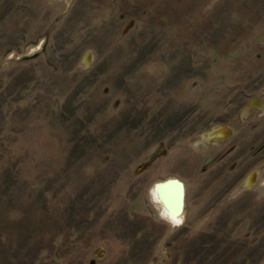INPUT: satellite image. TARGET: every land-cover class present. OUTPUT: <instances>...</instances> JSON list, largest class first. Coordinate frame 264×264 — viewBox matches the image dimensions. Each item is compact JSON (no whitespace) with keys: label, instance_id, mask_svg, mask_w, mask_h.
I'll use <instances>...</instances> for the list:
<instances>
[{"label":"rangeland","instance_id":"374dc122","mask_svg":"<svg viewBox=\"0 0 264 264\" xmlns=\"http://www.w3.org/2000/svg\"><path fill=\"white\" fill-rule=\"evenodd\" d=\"M0 264H264V0H0Z\"/></svg>","mask_w":264,"mask_h":264},{"label":"bare ground","instance_id":"6f19581e","mask_svg":"<svg viewBox=\"0 0 264 264\" xmlns=\"http://www.w3.org/2000/svg\"><path fill=\"white\" fill-rule=\"evenodd\" d=\"M176 181L180 182L179 180ZM176 181H174V179L169 180V183H166L165 185L160 187L159 186L157 187L155 185L156 187H154L152 193L155 199L162 204L164 211L163 215L177 223L179 222V218L178 219L175 218L180 213L179 204L181 197L179 195V189ZM181 185H182V191L184 197L183 184L181 183ZM182 205H183V198H182Z\"/></svg>","mask_w":264,"mask_h":264},{"label":"water","instance_id":"95a60500","mask_svg":"<svg viewBox=\"0 0 264 264\" xmlns=\"http://www.w3.org/2000/svg\"><path fill=\"white\" fill-rule=\"evenodd\" d=\"M172 180V179H171ZM174 181H176V179H174ZM166 183H169V180H165V181H163V182H161V183H158V184H156V186L158 187H160V186H163V185H165ZM176 183H177V186H178V189H179V195H180V213L178 214V216L175 218V219H178L179 218V215L181 214V212H182V209H183V205H182V198H183V191H182V185H181V183L180 182H178V181H176ZM155 186V187H156ZM163 211V210H162Z\"/></svg>","mask_w":264,"mask_h":264},{"label":"flooded vegetation","instance_id":"af4514ba","mask_svg":"<svg viewBox=\"0 0 264 264\" xmlns=\"http://www.w3.org/2000/svg\"><path fill=\"white\" fill-rule=\"evenodd\" d=\"M183 210V209H182Z\"/></svg>","mask_w":264,"mask_h":264}]
</instances>
